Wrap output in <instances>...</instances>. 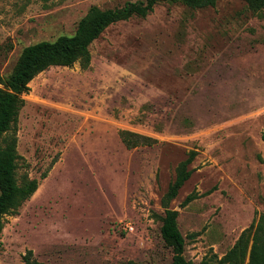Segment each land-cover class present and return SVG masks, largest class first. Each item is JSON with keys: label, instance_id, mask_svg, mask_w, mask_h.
<instances>
[{"label": "rangeland", "instance_id": "374dc122", "mask_svg": "<svg viewBox=\"0 0 264 264\" xmlns=\"http://www.w3.org/2000/svg\"><path fill=\"white\" fill-rule=\"evenodd\" d=\"M137 1L0 0L1 74L26 47L74 35L91 7ZM90 53L24 95L17 179L40 185L5 215L0 264H24L29 250L51 264H170L162 199L192 151L170 207L188 260L222 257L264 214V9L159 3L108 27ZM124 132L151 139L129 148Z\"/></svg>", "mask_w": 264, "mask_h": 264}, {"label": "trees", "instance_id": "16d2710c", "mask_svg": "<svg viewBox=\"0 0 264 264\" xmlns=\"http://www.w3.org/2000/svg\"><path fill=\"white\" fill-rule=\"evenodd\" d=\"M218 1L143 0L127 2L122 7L112 9L93 6L80 20L74 35H64L55 41H41L30 45L23 50L7 78L0 72V232L3 230L5 215L20 208L37 192L40 185L37 179L25 177L21 183L17 179L18 161L21 158L18 152V120L26 102L24 95L30 91V83L39 74L54 66L71 67L78 61L88 66L91 61L90 46L108 27L134 17L145 18L159 3H183L192 8H205L215 6ZM243 1L247 2L254 12L264 9V0ZM133 137L136 139L132 140ZM139 138L148 141L151 139L132 132L123 133V140L129 148L139 146ZM262 140L264 141V132ZM196 155L197 153L192 151L188 159L179 166L175 181L162 199L165 215L162 218L161 236L173 251L170 264H194L185 257L186 238L179 228V211L170 206L191 178L192 170H189V166ZM46 177L47 173L43 174V178ZM197 197V194H189L182 207H186ZM23 259L24 264H51L38 261L31 250ZM200 264H264V214L242 232L235 245L225 255L206 256Z\"/></svg>", "mask_w": 264, "mask_h": 264}, {"label": "built area", "instance_id": "2783aa9c", "mask_svg": "<svg viewBox=\"0 0 264 264\" xmlns=\"http://www.w3.org/2000/svg\"><path fill=\"white\" fill-rule=\"evenodd\" d=\"M126 230L132 232V231L134 230V227L128 224V225L126 226Z\"/></svg>", "mask_w": 264, "mask_h": 264}]
</instances>
